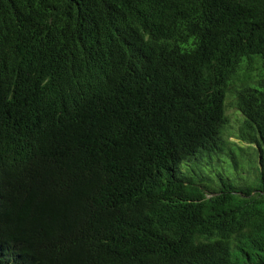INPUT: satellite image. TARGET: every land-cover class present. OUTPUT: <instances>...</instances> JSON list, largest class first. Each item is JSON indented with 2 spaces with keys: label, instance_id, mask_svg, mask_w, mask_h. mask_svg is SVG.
I'll return each mask as SVG.
<instances>
[{
  "label": "trees",
  "instance_id": "16d2710c",
  "mask_svg": "<svg viewBox=\"0 0 264 264\" xmlns=\"http://www.w3.org/2000/svg\"><path fill=\"white\" fill-rule=\"evenodd\" d=\"M0 264H264V0H0Z\"/></svg>",
  "mask_w": 264,
  "mask_h": 264
},
{
  "label": "rangeland",
  "instance_id": "374dc122",
  "mask_svg": "<svg viewBox=\"0 0 264 264\" xmlns=\"http://www.w3.org/2000/svg\"><path fill=\"white\" fill-rule=\"evenodd\" d=\"M246 58L244 57L241 61L244 62ZM248 60V59H247ZM246 60V61H247ZM247 62L252 64V74H257L261 72V67H260V61L257 58H250ZM242 69L245 68V65L243 64L241 66ZM238 84L235 83L232 87L229 88V90H226L225 95H224V115H225V123L222 129V136L224 138H227L229 141H233L237 143L241 148L242 151H237L233 149V157L236 160H239L241 163L238 166V169H234L231 164L230 160L228 159L227 162V149L222 152L220 156L212 155L209 158L206 157H200L199 162L201 164L208 162L209 163V171L207 178L210 181L209 182V189H217L218 188V175L217 173H220L222 177L223 176V169H225L228 164V168L225 171V177L231 179L233 178L234 184L236 186H243L242 184L243 181L249 182L248 184L251 183V181L254 179L255 176V167L257 165V155L255 153V145L254 144H247L245 142H241L238 140L236 137L239 134L238 130L239 127L241 126L242 123V115L240 112L236 109L233 103V92L234 89L236 88ZM199 156V155H198ZM249 156V157H248ZM251 158V159H250ZM252 163V168H248L250 164ZM202 177L198 178V181L201 183H205L206 181L202 180ZM246 177V180H245Z\"/></svg>",
  "mask_w": 264,
  "mask_h": 264
}]
</instances>
